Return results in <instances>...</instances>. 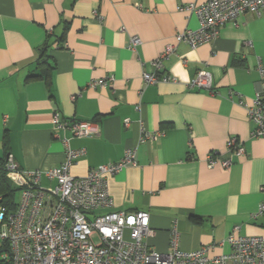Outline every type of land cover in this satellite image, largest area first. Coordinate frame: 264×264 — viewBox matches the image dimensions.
I'll use <instances>...</instances> for the list:
<instances>
[{"label": "crops", "instance_id": "1", "mask_svg": "<svg viewBox=\"0 0 264 264\" xmlns=\"http://www.w3.org/2000/svg\"><path fill=\"white\" fill-rule=\"evenodd\" d=\"M205 1L0 0V159L7 138L20 170L45 172L64 161L68 139L73 150H85L70 168L83 177L134 148L135 164L107 179L114 207L98 213H148L152 233L143 241L149 248L170 252L175 233L179 250L212 246L214 257L230 252L224 240L235 227V235H262L264 215H253L264 201V138L251 136L239 101L250 105L259 89L264 16L245 13L194 50L176 44L160 74L178 82L145 85L142 77L178 33L199 28L194 14L178 8ZM50 33L49 66L39 65ZM133 36L140 41L134 51ZM200 70L211 74L216 94L186 87ZM110 77L105 87H89ZM54 112L89 123L93 132L78 138L53 130ZM141 125L162 136L142 143ZM232 138L245 154L229 169L208 168L209 153L229 157ZM40 183L54 185L45 177Z\"/></svg>", "mask_w": 264, "mask_h": 264}, {"label": "built area", "instance_id": "2", "mask_svg": "<svg viewBox=\"0 0 264 264\" xmlns=\"http://www.w3.org/2000/svg\"><path fill=\"white\" fill-rule=\"evenodd\" d=\"M194 14L199 22L197 30H185L174 37L175 43L167 44L162 54L153 61L154 71L142 75L145 85L176 83L173 75L162 73L163 60L174 53L176 44L186 43L191 50L214 40L220 27L230 23L237 25L245 13L264 16V0H206L202 4L190 3L178 8ZM101 22L103 17L94 12ZM121 31H124L122 28ZM140 45L137 37L130 38L129 48ZM186 62L183 60V64ZM259 89L251 104L239 101L253 125L251 136L264 138V70L257 65ZM113 78L93 80L90 88L105 87ZM189 90H205L216 94L211 74L200 70L186 83ZM230 93V92H229ZM53 130H69L74 137H86L92 133L89 123L64 120L58 112L53 113ZM140 141L151 142L162 134H150L141 125ZM65 158L60 166L41 171H22L9 155L5 170L7 176L19 187V198L13 211L0 206V242L6 245L0 255L8 264H264V233L258 236H239L233 233L224 242L230 252L214 257L209 253L212 246L193 251L177 248V236L171 240V251L165 254L149 248L143 241L152 231L146 212L127 213L103 209L114 207L107 179L126 167L135 164V149L125 150L120 161L100 165L83 177L70 174L71 166L85 155V150H73L68 139L62 140ZM228 158L217 152L206 157L207 167L217 165L229 169L233 158L243 156L245 150L235 138L226 145ZM45 177L54 185L51 189L41 186ZM264 215V201L254 213Z\"/></svg>", "mask_w": 264, "mask_h": 264}, {"label": "trees", "instance_id": "3", "mask_svg": "<svg viewBox=\"0 0 264 264\" xmlns=\"http://www.w3.org/2000/svg\"><path fill=\"white\" fill-rule=\"evenodd\" d=\"M52 33H50L47 36V41L46 43L41 47L40 49V54L39 58L37 60V64L39 65H48L47 59L48 57V50L51 47L50 45V39H51ZM62 42V41H61ZM58 46H61L60 42L58 43ZM8 140L7 138L4 139L3 141V147L5 150V156L0 159V206L5 207L9 211H13L16 207V195L19 193V187L16 186L12 180L7 176V172L5 170V164L7 157L9 156L8 150ZM6 245L4 243L1 244L0 246V255L4 251ZM0 264H8L7 261L1 260L0 259Z\"/></svg>", "mask_w": 264, "mask_h": 264}, {"label": "rangeland", "instance_id": "4", "mask_svg": "<svg viewBox=\"0 0 264 264\" xmlns=\"http://www.w3.org/2000/svg\"><path fill=\"white\" fill-rule=\"evenodd\" d=\"M18 198H19V194L17 193V195H16V200H18ZM0 245H1V243H0Z\"/></svg>", "mask_w": 264, "mask_h": 264}]
</instances>
